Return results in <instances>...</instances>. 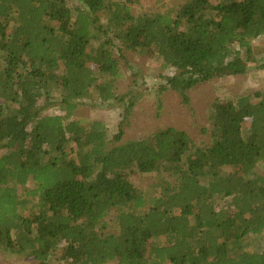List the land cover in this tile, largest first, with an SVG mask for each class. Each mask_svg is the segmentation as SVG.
<instances>
[{
    "label": "trees",
    "instance_id": "16d2710c",
    "mask_svg": "<svg viewBox=\"0 0 264 264\" xmlns=\"http://www.w3.org/2000/svg\"><path fill=\"white\" fill-rule=\"evenodd\" d=\"M140 1L0 0V251L37 264H264L251 251L264 235V91L217 100L205 146L170 127L123 143L122 123L110 144L102 121L72 119L94 87L101 106L121 98L110 35L172 71L185 106L200 84L264 70V0L135 16ZM56 105L63 115L43 114ZM151 175L155 191L140 193L134 178Z\"/></svg>",
    "mask_w": 264,
    "mask_h": 264
},
{
    "label": "rangeland",
    "instance_id": "374dc122",
    "mask_svg": "<svg viewBox=\"0 0 264 264\" xmlns=\"http://www.w3.org/2000/svg\"><path fill=\"white\" fill-rule=\"evenodd\" d=\"M184 0H141L133 6L135 16L140 14L155 15L166 14L179 10ZM215 2V0H211ZM74 5L75 0H70ZM105 23V22H104ZM110 49L115 58L120 61V78L116 83V93L121 97L112 104L101 106L97 88L94 87L92 95L83 100L72 119L87 122L102 121L108 128L110 144L118 127L124 131L123 143L132 142L151 136L158 130L175 128L186 132L195 146H205L209 143L211 116L215 102H225L234 98L251 94L254 91H264V70L253 68L244 76L219 77L200 84L189 93L190 104L185 106L180 96L167 88V78L173 72L165 70L162 65L153 59L152 54L142 55L133 52H120L121 42L113 39ZM98 46L93 42L91 49ZM253 48L258 57L264 55V36L253 41ZM124 55V56H123ZM103 79H101L102 81ZM58 97L57 92L53 94ZM53 101L52 99L50 100ZM46 105L45 98L39 101V106ZM126 105H134L130 117L125 116ZM44 115H63L60 108L47 106ZM257 173L264 176V163L259 165ZM135 185L140 193L155 191L158 180L154 175L137 176ZM29 189H32L29 186ZM24 188H19V193H24ZM251 251L259 252L264 249V235L256 238ZM0 264H37L33 259L12 256L0 251ZM56 264V263H52Z\"/></svg>",
    "mask_w": 264,
    "mask_h": 264
}]
</instances>
